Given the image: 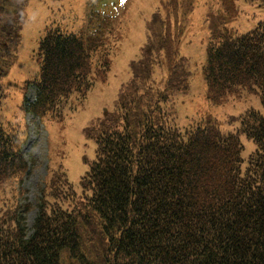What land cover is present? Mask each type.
<instances>
[{
	"label": "trees",
	"instance_id": "trees-1",
	"mask_svg": "<svg viewBox=\"0 0 264 264\" xmlns=\"http://www.w3.org/2000/svg\"><path fill=\"white\" fill-rule=\"evenodd\" d=\"M199 2L154 0L130 80L114 110L85 130L94 154L79 187L65 164L50 165L29 230L22 115L48 123L83 110L107 84L119 39L106 15L92 14L80 34L49 30L39 77L12 109L18 93L8 81L29 0H0V264H264V21L243 34L230 26L240 16L236 0L220 1L207 13L204 67L209 109L258 96L263 110L224 123L199 114L183 125L192 73L180 47ZM32 85L36 101L26 103ZM243 138L255 145L248 159Z\"/></svg>",
	"mask_w": 264,
	"mask_h": 264
},
{
	"label": "rangeland",
	"instance_id": "rangeland-1",
	"mask_svg": "<svg viewBox=\"0 0 264 264\" xmlns=\"http://www.w3.org/2000/svg\"><path fill=\"white\" fill-rule=\"evenodd\" d=\"M220 1L223 2L200 0L181 43V55L189 61L192 73L191 90L182 98L183 102L179 107L180 122L183 125L189 124L190 120L199 114L211 116L210 118L218 116L216 118L224 123L226 119L234 118L248 109L263 110L258 96H247L236 106H226L220 111L207 107V85L204 76L209 42L207 13L221 9ZM155 6L154 0H29L17 46L19 59L12 68L8 81L17 87L12 93H18L11 101L12 109H16L20 98H24L21 89L24 84L39 77V48L49 30L58 28L80 34L89 29L92 14L97 17L106 15L108 18L111 17L113 36L119 39L113 57L114 67L107 84L98 83L83 110L72 116L65 115L63 120L48 123H42L32 113L24 112L22 115L28 125L23 154L30 171L21 187L24 195L22 194L20 204L23 207L26 205L34 207L25 215L29 230L32 229L39 213L41 189L44 187L50 165L65 164L69 168L71 182L79 187L80 178L87 168L84 160L92 158L94 154V146L86 138L85 130L95 120L101 118L105 111L114 110L120 88L132 76L130 65L137 59L146 43V25L152 18ZM236 7L240 16L238 19L230 18V26L241 33L253 31L264 21V3L261 0L253 3L236 0ZM36 95V86L28 87L26 103L35 102ZM228 129H233V126ZM243 141L245 145L243 157L248 159L254 152L255 145L247 138H243Z\"/></svg>",
	"mask_w": 264,
	"mask_h": 264
}]
</instances>
